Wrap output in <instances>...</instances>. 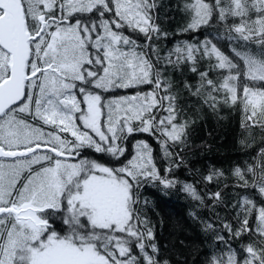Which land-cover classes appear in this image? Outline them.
Listing matches in <instances>:
<instances>
[{"label": "snow or ice", "instance_id": "1", "mask_svg": "<svg viewBox=\"0 0 264 264\" xmlns=\"http://www.w3.org/2000/svg\"><path fill=\"white\" fill-rule=\"evenodd\" d=\"M157 7L155 0H0V264H168L157 259L141 189L180 190L196 202L194 219L206 206L197 186L175 175L184 164L175 149L184 147L190 121L181 119L174 72L196 74L183 90L213 112L242 105L241 127L264 134V0H189L180 34L214 27L213 20L225 34L166 50L156 43L168 36ZM119 89L136 91L111 95ZM138 134L159 146L163 167L146 140H134L128 153ZM232 174L233 187L256 190L261 202L234 193L229 219L215 212L222 191L206 193L213 215L200 223L220 246L207 264H264V147ZM223 176L210 169L203 179Z\"/></svg>", "mask_w": 264, "mask_h": 264}, {"label": "trees", "instance_id": "2", "mask_svg": "<svg viewBox=\"0 0 264 264\" xmlns=\"http://www.w3.org/2000/svg\"><path fill=\"white\" fill-rule=\"evenodd\" d=\"M155 2L158 5L155 9V14L158 17L156 23L168 33L166 38L156 42L161 50L172 48L177 41L202 40L209 34L220 36L225 34L226 26L216 24L215 20L212 22L214 27L201 28L199 32L180 34V30L186 27L190 20L189 15L184 11V5L189 0H155ZM206 2L211 3L212 0H206ZM233 23H239V21L231 19L228 21L229 25ZM124 31L125 34L137 39L139 43H144L142 34L132 33L128 29ZM218 46L226 54H230L227 41L221 40ZM252 47L255 48V45ZM145 51L150 50L145 49ZM206 66V62L201 63L200 70L204 71ZM212 76L215 79L216 73H213ZM172 79L177 83V88L174 90L180 92V107L184 112L181 119L190 121L186 129L187 136L184 147L175 149V151L180 152L184 159V164L177 169L175 175L180 180L195 184L198 191L204 196L206 206L198 210L199 219H194L190 212L197 206L196 202L185 193L178 189L165 191L159 187L149 186L141 189L142 199H147L149 202L147 206L142 208L143 218L149 222V227L154 232V242L159 249L158 260L161 262L167 260L168 264H207V258L220 246L215 244L212 234L202 230L200 223L201 220H207L213 215L207 207L211 201L206 193L222 191L225 203L217 205L215 212L229 219L235 216L234 211L228 210L230 203L237 199L234 193L248 194L255 198L257 203L261 202L256 190L248 189L245 192L239 187H233L238 185L239 181L232 172L237 166L243 169L246 163L251 164L253 162V158L257 157L259 149L264 147V144L260 143L264 134L259 129H252L250 135L249 131L241 127L242 105L227 106L221 104L218 105L217 111L213 112L203 104L202 99L183 90L182 81L185 79L191 84L197 82L196 74L191 73L187 68L183 69V74L180 72L172 73ZM142 90L147 92L151 89L149 86H143ZM135 91L136 89H119L113 91L111 95L125 96L135 94ZM140 139L148 141L153 146L158 165L163 167L165 162L161 158L159 146L147 134L135 135L128 144V153L133 151L134 140ZM84 155L108 166H118L115 161L110 163V157L95 153L94 150H87ZM210 169H219L224 173V176L219 178L218 183L216 180L211 183L204 181L203 177L209 174ZM55 227L58 232L64 230V226L58 217ZM240 243V240H234L232 246L238 249ZM133 249L135 251V245H133Z\"/></svg>", "mask_w": 264, "mask_h": 264}, {"label": "rangeland", "instance_id": "3", "mask_svg": "<svg viewBox=\"0 0 264 264\" xmlns=\"http://www.w3.org/2000/svg\"><path fill=\"white\" fill-rule=\"evenodd\" d=\"M131 95H134V94H131ZM131 95H127V96H131ZM112 96H114V95H112ZM114 97H116V96H114ZM45 131H51V128L45 127ZM69 138H70V136H69ZM10 162H11V160H5V163H10Z\"/></svg>", "mask_w": 264, "mask_h": 264}, {"label": "bare ground", "instance_id": "4", "mask_svg": "<svg viewBox=\"0 0 264 264\" xmlns=\"http://www.w3.org/2000/svg\"><path fill=\"white\" fill-rule=\"evenodd\" d=\"M187 40V39H186ZM187 133V132H186ZM189 140V139H188ZM256 141V140H255ZM252 145V144H251ZM256 145V144H255ZM243 150V149H242ZM257 152V151H256ZM249 153V152H248ZM248 155V154H247ZM249 157V156H248ZM241 162V161H240ZM249 164V163H248ZM189 172V171H188ZM186 174V173H185ZM189 175V174H188ZM195 177V176H194ZM184 179H185V177H184Z\"/></svg>", "mask_w": 264, "mask_h": 264}, {"label": "flooded vegetation", "instance_id": "5", "mask_svg": "<svg viewBox=\"0 0 264 264\" xmlns=\"http://www.w3.org/2000/svg\"><path fill=\"white\" fill-rule=\"evenodd\" d=\"M5 160H10V159H5Z\"/></svg>", "mask_w": 264, "mask_h": 264}]
</instances>
